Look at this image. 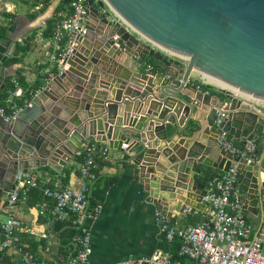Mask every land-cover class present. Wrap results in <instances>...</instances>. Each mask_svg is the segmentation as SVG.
I'll return each instance as SVG.
<instances>
[{"label": "water", "instance_id": "obj_1", "mask_svg": "<svg viewBox=\"0 0 264 264\" xmlns=\"http://www.w3.org/2000/svg\"><path fill=\"white\" fill-rule=\"evenodd\" d=\"M103 2L105 10L88 0L86 30L75 34L71 54L61 60L58 74L14 117L0 114V196L14 188L17 172L29 173L43 165L58 170L94 137L110 153L127 152L134 163L139 153L161 151L168 157L165 165L152 160L140 164L148 192H168L169 198L184 190L194 198L190 206L198 210L205 208L199 202L205 190L195 177L200 171L197 163L220 171L236 164L237 183L246 200L242 213L256 232L264 187V106L255 102H264V0ZM90 19L99 20L100 27H93ZM14 47L8 38H0V89L6 59L18 56ZM121 53L124 57L118 61ZM146 57L159 64L145 67ZM193 73L219 80L235 92L206 80L215 94L202 91L192 81ZM97 86L118 96L105 101L100 93L94 95ZM133 104L140 114L123 111ZM200 110L206 113L204 122L194 117ZM217 113L223 115L219 125L214 123ZM191 119L197 126L180 136ZM160 132L165 147L155 149ZM222 132L239 146L258 136L257 162L246 164L240 154L225 149L218 141ZM166 199L159 195L155 201L165 205ZM180 200L175 206L179 213L186 206Z\"/></svg>", "mask_w": 264, "mask_h": 264}, {"label": "crops", "instance_id": "obj_2", "mask_svg": "<svg viewBox=\"0 0 264 264\" xmlns=\"http://www.w3.org/2000/svg\"><path fill=\"white\" fill-rule=\"evenodd\" d=\"M61 2L62 0H51L50 2L43 0H0V38L6 37L11 43L14 42V49L18 52V56L7 58L4 63L6 67V76L2 80L4 87L8 83H12L22 77L29 90L32 91L34 87L37 88L34 91L35 93L45 85L47 80L58 74L60 71V63L56 57L58 51L51 44V35L45 37L43 31L47 21L54 17L57 19V17L61 16L62 18L69 13L70 10L68 8L59 11ZM93 4L95 7H100L98 3ZM102 6L106 8L104 3ZM90 22L95 28H99L101 25V22L97 19H90ZM26 46L28 48L24 51L23 47ZM163 54L169 57L166 52H163ZM122 57L124 55L121 53L117 60L121 61ZM144 65L145 67L149 65L146 58ZM54 67H57V73H52ZM192 81L198 87L201 84L209 85L197 73L192 74ZM19 87L22 89L21 86ZM199 89L201 88L199 87ZM113 90L117 89L113 88ZM119 91L120 102H122L125 96V89ZM11 92L8 101L19 99V97L13 98ZM96 93H100V96L102 95L105 101L108 98L113 100L118 96L116 92L109 88L98 86L94 95ZM145 96H148L147 98L153 97V95ZM145 96L144 98H146ZM127 98V100L132 102L133 99H130V95H127ZM28 104H30V101ZM137 108L138 106L133 104L131 108H128V111L124 110L126 108L123 107V111L131 115H137L141 112ZM205 114L203 110H200L195 113L194 117H199L204 122L202 117ZM196 126L197 122L191 119L186 129L179 131L180 136L189 135L190 130H193ZM166 127L170 129L169 125ZM158 137L160 140L157 142L155 149L165 147L164 134L160 132ZM255 137L259 142V137ZM176 139L177 136L174 135L173 140ZM88 142H94L98 146L107 148L104 143L96 141L94 137L85 140L83 145ZM235 144L238 146V142ZM82 147L72 159L66 161L65 165L60 166L58 170L48 165H43L33 168L29 174L36 177L39 184L49 182L59 187L68 186L78 189L81 179L79 176V165H76L74 158L82 150ZM140 148L138 146L134 152H138ZM157 153L159 154L157 155ZM129 156L127 152H121L116 149L110 153L107 148L105 162L98 166V178L91 184L90 204L98 203L102 205L101 212L97 217L94 220L85 222L90 233V259L97 264H113L127 258L144 257L149 255L155 248L170 252L169 244L171 243L164 240L163 233L155 222L154 212L156 210H161L166 214L168 212L169 215H167L177 220L179 224L187 225L198 222L205 210L203 208V211H198V209L194 208L189 215L176 211L175 206L178 199L183 198L180 202H185L186 205H190L194 200L192 196L187 197L184 190H180L177 194L169 195V198L167 196L168 192H158L156 194L154 189H151L152 194L148 192L146 184L142 180L140 164L152 160V163L159 162L165 165L168 163V157L163 155L161 151H156V154L153 152L137 154L134 159L137 164L129 161ZM69 166L70 169L64 176L63 171L65 167ZM196 166L200 171L195 174V177L201 183V166L203 164L197 163ZM112 175H117L118 180L110 184L106 179ZM159 195L167 198L165 205L162 201L161 204L155 201ZM40 200H43L42 196ZM37 203H32L28 199L25 202L17 203L11 209L15 215L22 219L27 228L26 232L21 233V240L28 250L34 253L43 264H64L72 251L70 239L68 240L66 236L61 234L62 229L59 225L62 221L54 217L49 210L39 214ZM47 204L51 207L50 201ZM253 205L250 204L251 209L254 207ZM63 240H67V242L64 243ZM9 254L17 263L18 253L15 250H9ZM183 264H186L185 260Z\"/></svg>", "mask_w": 264, "mask_h": 264}, {"label": "built area", "instance_id": "obj_3", "mask_svg": "<svg viewBox=\"0 0 264 264\" xmlns=\"http://www.w3.org/2000/svg\"><path fill=\"white\" fill-rule=\"evenodd\" d=\"M65 1L70 11L66 16L55 19L51 31V44L58 51L59 63L64 56L71 54L75 34H83L89 20L88 0ZM99 2H102L100 8L105 10L102 6L103 0H93V3ZM125 27L130 32H135L126 24ZM13 83L15 88L11 96L20 97L23 91L16 81ZM255 102L264 106V102ZM20 109H14L10 115H4L0 110V114L8 119L14 117ZM222 119L223 115L217 113L214 123L219 125ZM218 141L229 152L240 154L246 164L257 162L259 151L256 137L237 146L233 144L228 133L222 132ZM83 150L79 188L45 185L42 187L43 200L37 203L39 214L49 210L58 220L74 228L70 237L72 251L64 264H97L90 259V233L85 222L94 220L102 209L101 204H90V189L96 177L95 155L100 152L107 156V148L89 142L83 145ZM262 166L264 173V159ZM238 174V167L232 164L227 171H220L207 181L205 192L199 197V202L205 205V210L202 218L196 223L181 225L161 210L154 212L155 222L162 231L164 240L168 243L178 241V258L173 259L169 251L155 248L147 256L127 258L113 264H183L184 260L186 264H264V187L260 196L262 218L255 232L251 221L244 218L242 213L246 200L237 183ZM39 185L36 177L29 173L17 172L14 188L0 197V264H43L24 245L21 233L26 232L27 228L22 219L11 211L17 203L27 201L30 190ZM48 201L51 202V207L47 204ZM193 210L192 206L186 205L181 213L189 215ZM9 250L18 253L17 263L10 256Z\"/></svg>", "mask_w": 264, "mask_h": 264}, {"label": "trees", "instance_id": "obj_4", "mask_svg": "<svg viewBox=\"0 0 264 264\" xmlns=\"http://www.w3.org/2000/svg\"><path fill=\"white\" fill-rule=\"evenodd\" d=\"M99 4H102V2H99ZM66 8H68L67 3L65 0H62V2L59 4V11L64 10ZM58 18L60 19L61 16L57 17V19ZM55 19L56 18L54 17L50 21H47L46 26H45L44 31H43V35L45 37H49L51 35L52 24L55 21ZM27 48H28V46L23 47V50L25 51ZM59 52H60V50H59ZM56 57L58 58L57 55H56ZM146 60L148 61L150 66L154 67V66L158 65V61L152 57H146ZM57 72H58L57 67H54L52 70V73H57ZM16 82L23 89V93L19 97V99H16V100L11 99L10 101H8V98L10 96V91H12L15 88L13 82L8 83L4 88H2L0 90V109L2 110L3 114H5V115H10L14 109L22 108V107L26 106L28 104V102L30 101L32 95L34 94V91L37 89L36 87H34V88H32V91L29 90L26 87V84L24 83V80L22 77H19L18 79H16ZM199 87L203 90H207L211 93H215V89L213 87H211L210 85L201 84V85H199ZM229 137H231L230 134H229ZM235 143H236V141L233 142L234 145H236ZM257 149L260 153L261 146L258 145ZM106 157L107 156H104L100 152H97L95 155V164H96V168L94 170L96 173L95 180L98 178V166H100V164H104ZM83 160H84V150L82 148V150L74 158L76 165H79V171L81 169ZM69 169H70V166L65 167V169L63 171L64 176H66ZM201 171H202V175L200 177V180H201V184H203L204 186L206 185L208 180H210L212 177H214L216 174H218L220 172V170H218V169H214L210 166H205V165L201 166ZM117 178H118L117 175H112L111 177H108L106 180L108 183L113 184L118 180ZM45 185L51 186L53 184H51L49 182L45 183V184H40L39 187L33 188L30 190L28 199L31 200L32 203H37V202L41 201L40 198L42 196V187ZM192 222H194V220H192ZM59 227L62 229L61 234H63V236H66V238H68V240H69L70 237L72 236V234L74 233V228H72L70 225L66 224L65 222H61ZM63 241H64V243L67 242V240H63ZM169 245H170V250H171L170 252H171L172 258L173 259L178 258V256H177L178 241L174 240ZM167 249H169V248H167Z\"/></svg>", "mask_w": 264, "mask_h": 264}, {"label": "bare ground", "instance_id": "obj_5", "mask_svg": "<svg viewBox=\"0 0 264 264\" xmlns=\"http://www.w3.org/2000/svg\"><path fill=\"white\" fill-rule=\"evenodd\" d=\"M204 79L208 82H211L212 84H214L215 86L219 87V88H224V89H228V90H233L235 92V89L227 86L225 83L219 81V80H211L209 79L206 75H203ZM237 93V92H236ZM14 98V97H13ZM38 214V213H37ZM199 221V220H198Z\"/></svg>", "mask_w": 264, "mask_h": 264}, {"label": "rangeland", "instance_id": "obj_6", "mask_svg": "<svg viewBox=\"0 0 264 264\" xmlns=\"http://www.w3.org/2000/svg\"><path fill=\"white\" fill-rule=\"evenodd\" d=\"M205 80V79H204ZM215 89V88H214Z\"/></svg>", "mask_w": 264, "mask_h": 264}]
</instances>
